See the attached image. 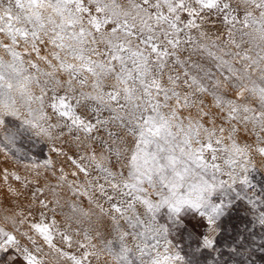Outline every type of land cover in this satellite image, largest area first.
<instances>
[{
    "label": "snow or ice",
    "instance_id": "obj_1",
    "mask_svg": "<svg viewBox=\"0 0 264 264\" xmlns=\"http://www.w3.org/2000/svg\"><path fill=\"white\" fill-rule=\"evenodd\" d=\"M0 154L4 264H253L264 0H0Z\"/></svg>",
    "mask_w": 264,
    "mask_h": 264
},
{
    "label": "rangeland",
    "instance_id": "obj_2",
    "mask_svg": "<svg viewBox=\"0 0 264 264\" xmlns=\"http://www.w3.org/2000/svg\"><path fill=\"white\" fill-rule=\"evenodd\" d=\"M32 151L34 153H37L40 155V158H44L48 156L49 150L46 145H40L37 148H33ZM53 159H56L55 154H51ZM254 164H255V171L251 173V179L253 183L256 185V191L260 192L261 188H264V158H261L260 156H255L254 157ZM7 168L8 170H19L23 172L22 166L18 164L16 160H14L11 157H8L5 159V157L0 154V170H3ZM12 183H16L12 181ZM10 197L7 195L6 190L2 187V180H0V201L3 202L4 207H11L12 205L10 204ZM85 207L87 205L85 204ZM68 209H65L67 211ZM246 216V213L242 208L238 210H234L232 213L231 219L226 218L222 227H223V232L220 237V247L221 251L224 252V256L221 257H216V259H221L223 262H227V264H234L235 260L239 259H244L248 260V254L245 252L239 257H232L229 253V248L228 245L231 242L230 237L233 234V225L236 224L238 225L241 229L243 228V225L239 224L240 218ZM85 227H87V224H85ZM191 231L195 232H200L203 231V229H192L191 226H189V229ZM174 242H182L183 247L185 248V251L188 250V241L186 238H182L181 240H177ZM260 240L259 237L257 238V245L259 244ZM6 257H4L2 254H0V264H4V260ZM250 260L253 262V264H264V252H262L257 246H253V252L250 257ZM201 264H204V257H201ZM211 264V262H209Z\"/></svg>",
    "mask_w": 264,
    "mask_h": 264
}]
</instances>
